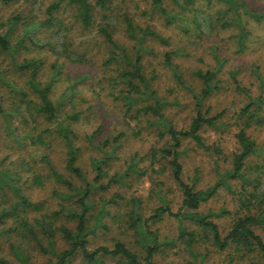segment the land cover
I'll return each instance as SVG.
<instances>
[{
	"label": "rangeland",
	"instance_id": "1",
	"mask_svg": "<svg viewBox=\"0 0 264 264\" xmlns=\"http://www.w3.org/2000/svg\"><path fill=\"white\" fill-rule=\"evenodd\" d=\"M54 1L16 0L10 4L0 1V23L6 24L1 29L2 33L8 29L9 19L18 15L24 19L10 34L11 44L18 46L15 53L0 47V67L6 70L11 82H16L28 93V96L22 98V95L0 81V103L7 110V113L0 114V171L4 173L0 180V213L12 210L10 214H4L0 218V257H6L14 264H23L22 253L29 264H48L50 260H56V257L43 251L39 245L42 241L46 248L49 247V240L42 231L43 224L54 230L58 251L68 246L59 228L63 225L73 228L76 225L75 221L65 216H54L56 211L61 210L62 203L66 204L58 197L57 192L66 191V188L54 180L46 160H51L59 171L76 184L82 185L83 181L66 169L65 141L55 133L44 131L50 123L34 108L29 109L27 106L26 100L38 99L27 84L28 73L20 72L13 64L22 62L25 58H37L44 62L40 76L44 82L53 77L52 65L56 62L60 66L62 73L55 80L51 97L54 102L64 101L63 114L80 113L78 120L69 121L76 133V145L81 148L79 164L87 171L88 179L92 181L96 175L91 165L92 158H105L111 153L114 157L106 167L109 174L103 179V183H108L112 176L125 174L108 191L99 190L92 198L96 203L94 212L106 204L110 214L105 217L108 228H100L91 235L89 247H113L118 240H122L144 258L145 249L139 243L136 229L131 226V214H141L143 219L154 214V210L164 203L159 196L160 192L164 193L166 202L174 211L181 208L183 201L182 190L172 178L170 168L161 174L163 161L156 166L158 172H153L150 166L151 149L164 144V139L159 135L162 127L149 125V120L155 119L152 116L133 118L132 113L126 114L125 102L114 96L122 86L111 80L117 77L122 64L107 62L111 56L107 42L96 35L94 30L81 29L70 7L55 15L64 18L66 25L70 27L69 40L73 41L74 48L88 45L80 51L89 59L88 63H72L53 52L51 49L54 46L47 43L55 41L54 33L47 30L46 25L30 30L47 17V9ZM242 1L249 8L264 13V0ZM152 2L153 0H124L120 9H116L113 14L112 27L117 41L125 45L132 55H135V41L126 35L125 25L120 17L124 11L132 15L140 27H151L169 39V44H163L158 39L147 36L144 45L147 50L142 52L143 70L155 95L166 103V117L177 128H188L197 113L194 95L199 94L204 87L197 71L215 70L218 66L217 55L224 61L220 70L219 90L213 92L205 103L206 108H211V115L225 113L219 120L222 124L203 128L201 131L207 143L221 147L222 154L219 156L205 151L193 140L187 139L182 157L186 181L191 182L197 178V187L205 189L214 185L221 174L231 167L233 155L239 148L236 133L243 125V119L239 117L250 98L238 90L234 78L253 97L264 94V82L257 75L259 72L264 76V22L244 16V23L251 35L246 39L245 48L241 50L236 37L237 27L219 28L212 36L199 38L195 32L185 33L180 26L168 25L160 13H151ZM204 3L205 0H198L196 6H204ZM165 5L169 9L175 7L173 0H165ZM212 5L209 8L214 12L216 8L223 7L224 3L215 0ZM22 38H25V43L17 45L16 42ZM169 51H177L173 61L179 67L184 84L178 81L174 71L165 62V54ZM149 102L151 100H145L144 103ZM261 114L264 116V108ZM248 132L257 140L261 149L251 159L252 163L261 164L264 162V123H253ZM120 133H125V137L119 146L117 144L106 149L100 148L107 138ZM40 134L42 139L38 137ZM133 158L144 174L132 171L131 174H126ZM160 182L164 183L162 190L157 187ZM234 185V188L241 186L239 182ZM21 196L32 205L26 206ZM237 205L238 195L221 188L207 203L202 204L200 211L214 214L212 218L224 236L235 220ZM224 209L229 214L215 215ZM23 221H27L36 230V237L24 232ZM40 221L44 223L40 224ZM93 223L91 220L90 225ZM184 225L189 229L195 226L190 220H186ZM150 227L158 232L160 241L173 242L162 246L155 257L156 264H264V259L259 256L237 257L239 253L234 249L219 250L211 241L197 245L194 252L187 250L179 240L180 221L175 217L166 215L162 221L150 222ZM15 248L21 252L17 253ZM231 257H235L234 260ZM102 259L105 264L117 263V259L110 256ZM73 264H86L81 252L73 259Z\"/></svg>",
	"mask_w": 264,
	"mask_h": 264
},
{
	"label": "trees",
	"instance_id": "2",
	"mask_svg": "<svg viewBox=\"0 0 264 264\" xmlns=\"http://www.w3.org/2000/svg\"><path fill=\"white\" fill-rule=\"evenodd\" d=\"M0 1L4 4H10L16 0ZM197 1L173 0L175 7L169 9L165 5V0H153L151 13H160L168 25L180 26L185 30V33L195 32L199 38L212 36L214 31L219 28L237 27L238 33L236 37L241 50L245 48L246 39L251 35L244 23V16L252 17L258 22H264V13L249 8L247 3L242 0H218L224 5L221 8H216L214 12L209 6L215 0H205L204 6H196ZM123 2L124 0H55L47 9V17L38 24L33 25L30 30L46 25V29L54 33L55 41L52 43L51 40L47 43L54 46L51 50L66 57L72 63L80 64L89 62L86 55L80 53L88 45L74 48L73 41L69 40L68 31H70V27L66 25L64 18L56 17V12L70 7L73 11V17L80 24L81 29L85 31L94 30L96 35L104 38L110 47L111 53L107 62L115 61L122 64L117 77L111 78V80L122 86L121 89H118V94L115 93L114 96L117 100L125 102L126 114L127 112L132 113L133 118L152 116L155 119L149 120V125L158 126V128L162 127L159 129V135L164 139V144L151 149L149 156L150 166L153 168V172H158L156 166L163 161L164 165L161 167V174L170 168L172 178L182 190V206L178 211L172 210L166 202L164 193L161 194L160 192L159 196L164 203L154 210V214L146 219H143L141 214H131V226L136 229L135 232L139 236V243L145 249L144 258H141L135 250L128 246L127 242L122 240H118L113 247L100 245L96 249H91L89 247L90 236L95 234L100 228H108V224L105 223V217L110 214L106 204L94 212L96 203L92 198L95 192L99 190L108 191L113 184L120 182L125 174L112 176L108 183H103V179L109 174L106 167L114 157L111 153L105 158H92L91 165L96 175L92 181L88 179L87 171L79 164L81 148L76 145V133L69 121L78 120L80 113L76 112L72 115L65 113L64 115L62 112L64 101L54 102L51 97L55 80L62 73L60 66L55 62L52 65L53 77L48 82H44L40 79L44 66L42 60L25 58L22 62H14L13 64L16 65L20 72L28 73L27 84L38 99L26 100L27 106H29V109L34 108L38 114L42 115L50 123V126L44 131L55 133L65 141L67 147L66 169L71 175L83 181L82 185L76 184L69 176L59 171L51 160H46L54 180L66 188V191L57 192L58 197L63 199L62 201L66 204L62 203L61 210L56 211L54 216H65L75 221L76 224L73 228L67 225L59 228L68 246L58 251L54 240V230L50 226L44 225L43 221H40V224H43L42 231L49 240V247L46 248L42 241L39 242V245L43 251L56 257V260H50L48 264H73V259L80 252L86 264H105L102 257L109 256L117 259L116 264H156L155 257L162 246L171 245L173 242L160 241L158 232L151 229L150 222L162 221L166 215L175 217L180 221L179 240L191 252H194L197 245L211 241L219 250L234 249L239 253L237 257L259 256L264 259V162L261 164L252 163L251 159L261 149L257 140L248 132L253 123H264V116L261 114L264 108V94H258L253 97L245 87L240 85L237 78H234L235 82H237L238 90L244 92L250 98V101L241 110L239 118L243 119V125L236 133L239 148L233 155L231 167L221 174L214 185L205 189L197 187V178L187 182L184 178V165L182 162L187 139L193 140L196 145L205 151L213 152L219 156L222 154L221 147L217 144L207 143L201 131L203 128H212L222 124L219 120L225 113L220 112L216 115H211V108H206L205 103L213 92L219 90L221 81L220 70L224 61L217 55L218 66L215 70L197 71V76L202 79L204 84L202 91L194 95L197 113L188 128H177L166 117L164 113L166 103L155 95V90L143 70L144 56L142 52L147 50L144 47L147 36H152L163 44H169V39L151 27H140L135 23L134 17L124 11L120 17L124 22L126 35L135 41V55H132L125 45H121L117 41L115 29L112 27L113 14H115L116 9H120ZM207 8L209 9L207 10ZM188 13L193 15L189 16ZM22 20L24 19L21 15L9 19L8 29L3 33L1 29L6 24L0 23V47L3 50L10 51L12 54L15 53L18 46L16 47L15 45L14 47L11 44L10 34ZM31 39L35 41L33 37ZM57 41L58 43L56 44ZM18 43H21V45L25 43V38L19 39L16 44L19 45ZM176 54L177 51L166 52L165 62L174 71L178 81L184 84L179 67L173 61V57ZM235 75L233 76L236 77ZM257 75L264 82V76L259 72ZM0 81L22 95V98L28 96L27 91L23 87H20L16 82H11L6 70L1 67ZM73 89L77 90L76 86H73ZM145 100L146 102L151 100V102L145 104ZM1 113H7L2 103H0ZM166 136L168 138H165ZM38 137L40 139L43 138L41 134ZM124 137L125 133H120L113 138H107L100 145V148L106 149L110 145L116 146L117 144L119 146ZM137 165L138 162L133 158L126 174H129L130 171L144 174L138 169ZM3 174L0 171V180L3 179ZM237 182L240 183V188H234V184ZM163 185L164 183L162 182L158 183L157 187L159 189H157L162 190ZM221 188L238 195L235 220L224 236L219 225L212 218L214 214L200 211L202 204L207 203ZM21 199L26 206L32 205L23 196H21ZM11 212L12 210L1 212L0 218L4 214L8 215ZM227 214H229V211L224 209L215 215L224 216ZM91 220L94 221L92 225H90ZM186 220L192 221L195 226L189 229L184 225ZM22 227L24 232L37 236L36 230L27 221L22 222ZM16 251L17 253L21 252L18 249ZM21 256L23 264H29L22 253ZM234 258L231 257V260H234ZM0 264H14V262L6 257H0Z\"/></svg>",
	"mask_w": 264,
	"mask_h": 264
}]
</instances>
